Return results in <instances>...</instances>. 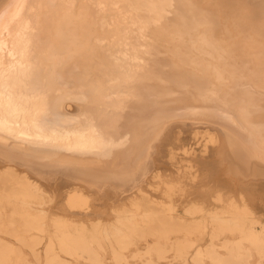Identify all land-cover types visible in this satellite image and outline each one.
<instances>
[{"label": "bare ground", "instance_id": "1", "mask_svg": "<svg viewBox=\"0 0 264 264\" xmlns=\"http://www.w3.org/2000/svg\"><path fill=\"white\" fill-rule=\"evenodd\" d=\"M0 60V232L21 231L0 240V264H35L39 246L43 264H264L249 184L231 182L218 211L172 203L200 178L196 161L264 175V0H0ZM187 127L206 142L184 149L190 170L173 182L155 166ZM67 174L122 184L116 220L51 215L46 180ZM152 179L168 202L148 194ZM77 186L66 205L88 214L96 197Z\"/></svg>", "mask_w": 264, "mask_h": 264}, {"label": "rangeland", "instance_id": "2", "mask_svg": "<svg viewBox=\"0 0 264 264\" xmlns=\"http://www.w3.org/2000/svg\"><path fill=\"white\" fill-rule=\"evenodd\" d=\"M192 131L193 130H191V128L187 127L186 132L182 135L173 132V135L171 136L172 138H170L169 140L165 139V142L161 143V145H163L162 149H164L165 151L164 155L161 158H163L164 160L160 158L161 160L160 164H156L157 167L155 166V168L161 171L165 170V172L167 169V172L172 173L170 174L172 175L170 176V178L173 180V182L177 180H182L179 172L183 170H188V171L190 170V161L187 160L186 158L187 156H185L184 149L190 148L192 149V151L200 152L203 148V144L206 142V140L204 139L198 140L193 138ZM233 137L236 138L235 136ZM170 147H174V149H176V152H178L176 160L170 161L171 158L169 152ZM166 149L169 153L166 151ZM172 162H176V163L178 162L177 164L180 167L182 166L179 171L176 170L177 168L176 166L174 167ZM160 165L162 168H160ZM192 165L195 166L191 170L194 171L196 169H199L200 180L199 179L198 181L196 180L197 182L195 181V183H192L191 186L190 180H188L187 178L188 181H185L186 178H183L184 179L183 185L186 187V189H188V191H185V193H181L178 191V193L173 195L174 198H172L173 199L172 203L173 205H175L176 212L178 215L186 216L185 209L188 206L192 205L193 202L195 203L204 202L209 211H216V210L218 211L224 209L227 203V196L229 197L230 193L232 191L234 192V190L230 188L229 185L232 182V183H236L237 184L236 186L238 188H240L242 184H246V190L248 184L252 187L253 191H251V193L248 192V190L246 191L247 200L250 203V205L253 207V209L256 211L257 216L264 219V175L262 173H259L258 171L259 170L258 168L261 167L262 164H260L257 169L243 165V170L241 169L238 170L236 166L230 164L228 161H220L218 159H212V160L207 159L204 164H199L196 161V163H192ZM230 165H231V169L229 170L228 167H230ZM16 167L22 168V166H20L19 163L18 165H16ZM214 172H216L219 175L220 179L219 177H217L218 175H213L216 174ZM201 176L202 178H204L205 176L207 177L202 179ZM53 177H54L53 179L48 178L46 180L47 182L46 188L48 187L47 188L48 191L51 190L52 192H56L57 195L56 194L55 195L59 196V197H55V200L51 201L52 205L49 211L52 213L51 215L53 216L71 218L86 223L98 222V221H101L103 223H112L116 220L117 217L115 210L120 209L123 206L126 196L130 194L127 193L125 187L122 184L120 185L116 183L114 184L108 183L107 185L105 184L100 186L98 184H95L94 181L81 177L79 174L54 175ZM170 178H166V181L169 180ZM221 178L223 179L225 178V179L222 180ZM159 181L160 180L158 179H152L148 183L149 185L144 184L145 185L144 187L147 189H149L150 186L156 187V189L154 188L149 189L150 191L148 192V194L151 195L150 192L153 193L151 196L157 199V201L168 202L169 198L167 194L164 192L165 184ZM199 181H201V183H199V185L197 186L196 184H198ZM92 183H94L95 186L92 185ZM222 184H223L224 194L226 195L223 194L224 197L223 200H218L216 198L217 196L216 190ZM74 185H78L77 187L80 186L85 189H88V192L96 197V198L92 197L91 200L92 207L90 208L88 214L84 213L80 215H74V213H72L71 210H69L66 205V200L64 199L63 196L65 195L67 188L72 187ZM241 190L242 189H237L238 191L237 193H239ZM154 193H156L155 196ZM237 201H240V199L237 198ZM156 206L158 208H161L158 205ZM12 226L14 225H11V229L9 231L12 233V235L8 234L9 232L6 231L0 232V240H4V241L17 240L15 236H20L21 231L18 229V227H12ZM152 240H154V237L147 236L146 238L142 239L139 242L138 246H144L146 243H149ZM37 251L40 252L41 255L39 258L36 257L33 259L34 263L43 264L44 256L42 254L43 253L42 246L37 247Z\"/></svg>", "mask_w": 264, "mask_h": 264}, {"label": "snow or ice", "instance_id": "3", "mask_svg": "<svg viewBox=\"0 0 264 264\" xmlns=\"http://www.w3.org/2000/svg\"><path fill=\"white\" fill-rule=\"evenodd\" d=\"M19 67H24L23 64H20ZM2 60H0V75H2ZM3 108H4V94L3 91L0 90V127H3L5 124V121L3 119Z\"/></svg>", "mask_w": 264, "mask_h": 264}]
</instances>
